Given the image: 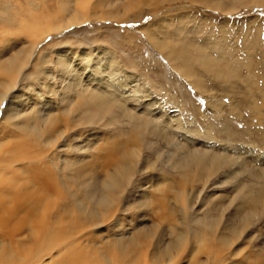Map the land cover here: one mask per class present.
<instances>
[{"label": "rangeland", "instance_id": "obj_1", "mask_svg": "<svg viewBox=\"0 0 264 264\" xmlns=\"http://www.w3.org/2000/svg\"><path fill=\"white\" fill-rule=\"evenodd\" d=\"M57 1L49 0L48 10L31 5L23 8L28 18L29 12H42L44 17L56 14L53 6ZM67 3L71 15L84 14L85 21L63 32H47L32 49L21 25V6L14 0L0 1V65L12 56H19L17 63H26L17 87L29 94L27 116L51 110L65 116L64 110L83 104L81 95L87 85L88 90L116 93L112 94L117 98L111 111L94 107L92 119L97 121L67 130L47 148L49 160L58 152L61 165L67 161L63 172L90 162L92 176L95 171L107 174L117 168L114 158L118 157H111L108 151L119 156L132 152L135 172L114 205L118 213L88 229L96 236L95 242L82 240L77 251L91 263L101 264L96 256L104 257L106 240L114 232H121L127 240L143 232L147 240H143L142 250L151 258L186 231L180 249L185 252L174 264L195 259L198 264H264V209L250 200L264 188V0H143L131 6L130 0H64L61 6ZM63 47L69 49L73 62L66 68L58 55ZM24 51L27 58H23ZM203 58L208 62L201 61ZM36 63L42 66L41 74ZM73 68L81 76L78 80L70 76ZM74 85L75 94L69 91L64 100L65 91ZM50 99L46 112L42 111L44 101ZM121 102L125 105H118ZM123 108L136 118L156 121L161 134L143 131L141 142L134 143V135L143 128H137ZM81 114L84 116L75 111L73 121H81ZM8 126L0 130V139H4L0 144L23 132ZM60 129H65L64 124ZM76 147L82 151H71ZM206 151L211 156L223 154L231 163L210 173L195 161L190 164V154ZM104 177L105 173L101 179ZM184 204L189 217L215 221L216 236L226 235L230 243L200 250L212 239L199 240L189 231L191 221L184 220ZM165 211L171 222L160 217ZM251 212L253 216L248 217ZM7 223L0 228L6 231L15 225ZM232 227L239 231L237 235L232 236ZM6 232L0 234V249L12 250L4 251L14 254V259L24 256L22 246L27 249L24 254L29 252L33 258L38 251H46L42 240L39 243L26 227L14 237ZM177 251L172 250L171 255L177 256ZM65 253L56 247L51 250L52 255L59 254L55 260L40 253L30 264H57Z\"/></svg>", "mask_w": 264, "mask_h": 264}, {"label": "bare ground", "instance_id": "obj_2", "mask_svg": "<svg viewBox=\"0 0 264 264\" xmlns=\"http://www.w3.org/2000/svg\"><path fill=\"white\" fill-rule=\"evenodd\" d=\"M0 1L4 2L6 0ZM48 1L49 0H14L15 4L22 8L20 14L22 22H20L25 29L28 38L27 44L30 43L32 49L35 48V46H38L40 42L39 38H42L44 34L47 36L51 31L60 32L69 29L74 25L84 22L87 18L84 14L82 16L80 14L79 16L71 15L72 12L68 4L69 2L67 3L68 6H66V4L61 6L64 0H59L55 5L51 3V6L53 4V7L57 10V12L55 11L56 14L51 12L52 14L49 13V15L46 14L47 16L43 17L42 12L38 14H36L37 12H29V18H31L29 20L27 11H24L26 6L23 5H31L33 8H45L48 10L51 8ZM139 2H143V0H130V4L128 5L131 6L136 3L140 4ZM63 48V50L58 52V55L61 57V62L64 67H70L73 62L72 58L68 57L70 56L69 49L65 47ZM183 52L184 51L181 50V53ZM202 55L204 57V54ZM23 58H27L25 51ZM18 60L19 56L16 58L15 56H12L2 66L0 65V113L5 109L4 113L2 112L0 130H6L5 127L9 124L11 128H20L23 131L20 135L14 133L13 136L10 137L18 140H8V143L0 144V227L8 221L15 222L12 229L6 228L8 234L3 230L5 226H2L3 229L0 228V230H2L0 234L6 232V236L16 235L26 227L39 243L42 240L41 245L43 244L42 247L46 250L40 252L37 250V257H41L40 253H43L44 255L42 257L49 254V256L55 257V260L57 256L59 257V254L57 256L52 255L51 250L57 247L59 251H66L67 253L64 254L60 261L58 260L59 263L57 264H93L86 256L83 258L77 249L81 250L79 244L84 243L82 240L87 241L92 238L91 241L95 242L96 236L94 233L89 232L88 229L94 226L97 227L101 223V220H110L111 216H115V214L118 213L114 205L119 199L120 193L123 194L125 192L126 185L131 181L135 172V163L131 161L132 152L129 150L125 155L119 156V154L114 151H108L107 153L110 154L111 157H118V159L114 158L118 163L116 165L117 168L115 167L116 169L113 172H107V174L106 172H100L99 174L95 171L96 174L94 173V176H92L89 165L90 162L85 166H75V171L73 172H63L67 161H65L62 166L58 152H56L54 157L49 160V155H47L49 150H47V148L53 146L55 140L57 141L64 136L67 130L74 129L73 127L77 126H84V124L93 123L96 120L93 121L92 119V111L94 110V107L102 110V112L111 111L114 106L112 101L117 98L112 96V94L116 95V93L113 91L109 95L108 93L105 94L104 92L100 93L93 91V89L88 90L87 88H90V85H87V88L84 90L86 93L81 95L85 100L82 105H79L78 107L72 105L67 112L64 110L66 117H62V115H59L52 110L46 114L41 113L42 117L46 116L42 118L45 121V123L42 124V119L38 117L41 115L27 116V114H25V111H27L25 106L27 105L26 98L29 99V94L23 92V90L17 86L26 63H17ZM202 60H204V58L201 59V61ZM207 62L208 60L206 63ZM211 63L212 62L209 64ZM35 66L39 69L38 72L41 74V64L38 66L36 63ZM92 73L93 72L89 73V77H91ZM109 75L110 74H108V76ZM70 76L77 80L78 76L79 78L81 77L75 68L71 69ZM81 81L84 82L82 78ZM87 81H90V79ZM106 82H109V80L106 79ZM78 83L79 82H76L74 84ZM50 88L53 90L55 89V86L50 84ZM199 89H201V86H199ZM17 90L20 91L16 92ZM66 91L63 95V97H65L64 100L68 98L69 91L72 92V95L75 94V85L69 87ZM63 97L61 99L62 102ZM50 101L51 99L49 101H44V105L41 107L42 111L46 112V107L49 106L51 103ZM118 105L123 106L125 103L121 102V104L119 103ZM63 109L64 108H61L62 111ZM75 111H81L84 114V116L81 114V121H73L72 115ZM123 113L137 128H143V130L138 129L137 134L134 135V143L141 142L143 139V131L151 134H161V130L157 128L155 124L156 121L154 122V120H150V118H136L135 114L126 108H123ZM101 115H104V113ZM140 120L143 121L140 126L139 124H135V122ZM61 124H64V130L60 129ZM194 131L197 132L195 129ZM165 134L167 133L164 131V135ZM3 140L4 139H0L1 142ZM67 144H70V142H67ZM32 146L34 149L36 147V149L33 150ZM73 150L82 151V148H71V151ZM189 156H191L190 164L192 161H195L196 166L201 167L202 170L208 169L209 173L210 171H214L217 167H222L225 164L231 163L229 157L223 154H215L211 156L207 151L202 153L195 152ZM99 171H101V169ZM104 173L105 177L101 179V175ZM184 180L185 185H188V180ZM198 180H201V177L198 178ZM250 200L253 205L255 204L254 206L261 204L264 209V188H260L256 194L251 196ZM113 210L116 212L114 213ZM183 210L185 211L184 220L186 221L187 218V222L191 221L189 223V231L194 233V236L199 238V240L202 238L204 241L206 237L212 239L209 245L207 241L205 245H202L200 250L203 251V248L205 247H207L205 250H210L211 246L226 247V245L230 243L226 235L219 237L216 236L215 232L218 228L215 221L206 220L201 217H189L188 208L185 204ZM246 211L250 212L248 209H246ZM253 213L254 212H251L246 215H249L248 217H250L251 215L253 216ZM160 217L171 222V215L167 214L166 211L161 213ZM244 221L247 223L246 219ZM8 226H10V224ZM8 229L10 231H8ZM185 232L186 231L179 232L177 234V239H172L173 241L169 243V246L167 245L168 247L166 250L164 248V250L160 252L156 251L151 258L142 250L144 243L143 240H147L145 233L139 232L138 236L134 235L127 240L121 232H114L111 237L106 240L108 243L105 246L104 257L98 254L96 258L101 260V264H142L141 259L145 261L143 264H148V261L146 260L147 258L150 259L151 262L153 261V263L161 262L159 264H174L180 260L178 256H182L185 252L180 251L186 241ZM198 233H201L202 235L198 237ZM238 233L239 231L232 227V236L237 235ZM69 247L72 249L74 247V249H70L71 251H69ZM174 249L179 250L177 251V256L171 255L172 250ZM4 250L5 249H0V264H30L36 260V256L34 258L30 257L29 252L24 254L25 251H27L25 246H22L20 249L21 255L24 256H20L18 259H14V254L11 255V253H9L12 250H5L9 251L8 253ZM16 255L18 254L16 253ZM197 261H199V259H195L188 264H198Z\"/></svg>", "mask_w": 264, "mask_h": 264}]
</instances>
